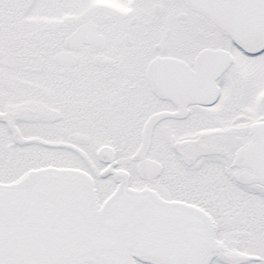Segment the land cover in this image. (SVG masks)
I'll list each match as a JSON object with an SVG mask.
<instances>
[{
    "label": "snow or ice",
    "instance_id": "obj_1",
    "mask_svg": "<svg viewBox=\"0 0 264 264\" xmlns=\"http://www.w3.org/2000/svg\"><path fill=\"white\" fill-rule=\"evenodd\" d=\"M0 264H264V0H0Z\"/></svg>",
    "mask_w": 264,
    "mask_h": 264
}]
</instances>
